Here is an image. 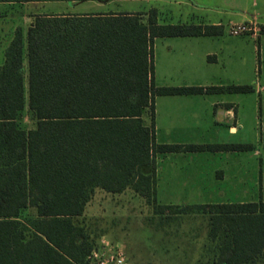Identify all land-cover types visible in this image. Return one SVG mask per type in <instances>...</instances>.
<instances>
[{
  "label": "trees",
  "instance_id": "1",
  "mask_svg": "<svg viewBox=\"0 0 264 264\" xmlns=\"http://www.w3.org/2000/svg\"><path fill=\"white\" fill-rule=\"evenodd\" d=\"M73 1L120 0L0 3ZM157 19L155 9L37 15L25 35L14 31L0 65V264H95L96 240L82 217L96 190L130 189L155 206L157 155L253 151L251 144L156 142V97L253 92L252 86L155 87V39L222 34L218 26ZM25 105L36 120L28 131L18 124ZM29 208L35 217L21 219ZM154 213L207 216V237L216 244L208 264H254L264 257L262 200L158 205Z\"/></svg>",
  "mask_w": 264,
  "mask_h": 264
},
{
  "label": "rangeland",
  "instance_id": "2",
  "mask_svg": "<svg viewBox=\"0 0 264 264\" xmlns=\"http://www.w3.org/2000/svg\"><path fill=\"white\" fill-rule=\"evenodd\" d=\"M160 7V3L130 1L109 2L102 4L96 1H73V2H32V3H0V64L4 59V51L8 47L14 31L21 28L26 34L28 27L37 15H60V14H95L114 11L138 10L149 11L150 7ZM162 11L163 8H161ZM173 19L172 21H176ZM243 45L242 70L227 69L222 74H216L211 81L201 84L205 86L222 85L234 86L264 85V73L261 78L255 71L257 65L254 42L247 40ZM226 53V50H225ZM160 62L163 52L160 46L155 53ZM227 57V56H226ZM234 62V57L231 58ZM166 75L165 69L160 65L158 69L159 80ZM251 82H253L251 84ZM211 83V84H210ZM27 96V82L25 80ZM227 100L237 101L241 107V129L237 136H232L234 129L228 133L229 127H237L236 120H232L231 126H226L220 138L231 143L240 141L255 145L256 152H249L242 162L246 164V175L242 178H228L225 183L217 185L208 184L206 188L214 191L213 195L206 200H167L168 197H176L162 191L165 185V162L167 156L157 155V178L158 190L155 206L158 205H204L215 203H242L264 201V106L261 105L257 119L255 113L258 108L256 95H230L224 97ZM165 97L156 98V130L158 139L165 140L171 127L180 124L191 123V127L201 128L195 139L213 142L216 138V130L205 135L207 128L203 124V106H195L197 109L191 113L192 106H174L167 109ZM200 113V115H199ZM196 114V116H195ZM236 116L235 111L232 112ZM145 124L150 125V118L144 116ZM196 120V121H195ZM195 121V122H194ZM200 122V123H199ZM208 122V119L206 120ZM18 124L25 131L35 128L36 120L33 113L25 105L18 116ZM195 124V125H194ZM206 124V123H205ZM181 126V125H180ZM208 126V131H209ZM227 132V133H226ZM231 135V136H230ZM174 136H172L173 138ZM225 155L204 154L195 157L194 161L209 163L217 168L225 162ZM193 159V158H192ZM207 181V178H206ZM211 182V179H208ZM174 187H185L174 186ZM182 197L183 195H177ZM153 205L135 195L127 189L122 194H108L102 190H96L87 204L82 219L88 224L91 237L96 240L97 250L101 256L108 257L116 254L118 250L123 252L126 264H208L215 256L216 244L211 243L207 237L208 217L200 213H191L177 217L167 218L165 215L154 213ZM21 219L35 217L34 209H25L21 212ZM81 219H75L79 222ZM107 243L106 246L104 243ZM254 264H264V257Z\"/></svg>",
  "mask_w": 264,
  "mask_h": 264
},
{
  "label": "crops",
  "instance_id": "3",
  "mask_svg": "<svg viewBox=\"0 0 264 264\" xmlns=\"http://www.w3.org/2000/svg\"><path fill=\"white\" fill-rule=\"evenodd\" d=\"M130 1L131 3L144 2L160 3V7H150L157 10V22L160 25H195V26H218L222 27V34L219 36H197V37H173L157 38L153 43V65H154V84L157 88H195V87H225L222 85L206 84L213 80L216 74H222L227 69L242 70L243 45L247 40L254 42V51L256 53L257 65L255 71L261 78L264 73V0H120ZM163 8L164 11L161 10ZM138 10L114 11L112 13H146ZM105 13V12H103ZM177 19L176 21H172ZM255 22L260 29L256 38L250 36L234 37L229 33L230 27L246 22ZM160 46L163 52V58L159 62L156 59V52ZM226 50V53H225ZM227 56V57H226ZM235 58L234 62L231 58ZM3 63V62H2ZM1 63V64H2ZM0 64V65H1ZM162 66L166 75L162 77L161 84L159 80L158 69ZM253 82H251L252 84ZM211 84V83H210ZM234 86H243L236 83ZM247 86V85H244ZM253 92L237 95H256L258 99V108L255 113V119L260 109L264 106V85L256 83ZM228 87V86H227ZM235 95L227 93L197 94V95H175L165 97L167 109L174 106H192L191 113L197 109L195 106H203V115L205 119L203 124L205 135L211 132V128L216 130V138L213 142L195 139L202 136L201 128L191 127V123L180 124L177 127H171V131L166 135L165 140L158 139L156 130V142L164 145H216V144H251L240 141V143H231L220 138L226 131V126H231L232 120H236L237 127H229L228 133L234 129L232 136H237L241 129V107L237 101L227 100L224 97ZM157 98V97H156ZM156 105V99H155ZM235 111L236 116L232 114ZM196 113H198L196 111ZM200 115V113H199ZM196 116V114H195ZM156 117V106H155ZM208 119V122L206 120ZM196 121V120H195ZM194 121V122H195ZM200 123V122H199ZM206 123V124H205ZM195 125V124H194ZM208 126L209 131H208ZM156 128V123H155ZM226 132V133H227ZM172 136H174L172 138ZM231 136V135H230ZM253 151H258L254 144ZM264 145V143H263ZM249 152H199V153H168L165 162V185L162 191L176 197H168L167 200H206L214 191L208 190V184L217 185L225 183L228 178L240 179L246 175V164L242 162L246 159ZM225 155V162L217 168L209 163L194 161L195 157L204 155ZM193 158V159H192ZM244 161V160H243ZM245 162V161H244ZM158 164V161H157ZM158 171V168H157ZM157 178V172H156ZM207 178V181H206ZM211 179V182L208 179ZM185 187H174V186ZM158 187V178H157ZM158 190V188H157ZM177 195H183L178 197Z\"/></svg>",
  "mask_w": 264,
  "mask_h": 264
},
{
  "label": "built area",
  "instance_id": "4",
  "mask_svg": "<svg viewBox=\"0 0 264 264\" xmlns=\"http://www.w3.org/2000/svg\"><path fill=\"white\" fill-rule=\"evenodd\" d=\"M229 33L234 37L250 36L256 38L260 33V29L255 22L251 21L231 26ZM104 244L106 246L108 245L107 243ZM91 260L95 264H126L123 252L121 250H118L116 254H111L106 258L101 256V254L96 249L91 253Z\"/></svg>",
  "mask_w": 264,
  "mask_h": 264
}]
</instances>
